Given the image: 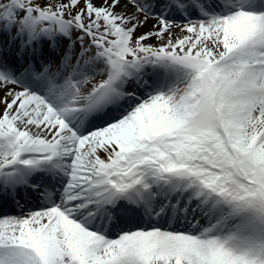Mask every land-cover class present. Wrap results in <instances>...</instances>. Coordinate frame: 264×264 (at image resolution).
I'll return each mask as SVG.
<instances>
[{
    "label": "rangeland",
    "instance_id": "1",
    "mask_svg": "<svg viewBox=\"0 0 264 264\" xmlns=\"http://www.w3.org/2000/svg\"><path fill=\"white\" fill-rule=\"evenodd\" d=\"M198 1L199 17L183 20L165 15V7L167 13L173 11L168 0H149L143 7L136 6L137 0H0V36L6 32L1 50L3 42L17 43V35L24 54L42 46V51L54 49L50 62H41L54 75L38 84L42 94L17 86L0 67V169L19 147L21 162L55 151L77 170L75 178L82 166L91 169L85 187L102 184L133 191L151 202L153 185L175 181L173 170L185 168L195 178L182 181L184 189L217 202L202 226L207 235L195 243L179 238L181 230L146 226L117 251L97 256L94 250L103 238L100 219L107 208L74 216L73 208L56 207L73 200L75 182L65 176L53 190L47 184L32 202L45 203L54 230L35 226L30 208L0 216V264H264V96L253 91L258 81L250 71L262 53L255 28L264 22V9L255 8L256 0H245L254 6L248 10L252 20L229 38L224 24L208 26L205 20L226 16L208 15L204 8L212 7V1ZM240 1L220 0L218 6ZM157 63L166 73L174 72L176 80L151 97L138 96L148 89L134 84L127 70L146 66L145 75L150 76ZM129 85L132 96L120 95ZM54 88L63 92L64 100L59 117L49 119L39 112L36 100L53 98ZM110 88L114 90L107 93ZM116 92L127 102L124 111L103 125L78 131L75 116L90 105L106 106ZM249 146L253 155L248 157ZM73 156L84 164L74 166ZM41 171L35 174L44 180ZM222 191L227 204L219 196ZM164 203L159 210H165ZM168 206L172 209L173 204ZM87 222L91 226H84Z\"/></svg>",
    "mask_w": 264,
    "mask_h": 264
},
{
    "label": "bare ground",
    "instance_id": "2",
    "mask_svg": "<svg viewBox=\"0 0 264 264\" xmlns=\"http://www.w3.org/2000/svg\"><path fill=\"white\" fill-rule=\"evenodd\" d=\"M137 1L139 4H137L136 6L143 7L144 6L143 3L148 2L149 0H137ZM158 1L161 2L163 0H158ZM260 5H261L259 6L260 8H264L262 4ZM214 8L219 9L218 7H214ZM248 10H249L248 4H246L245 0H241L233 8H231L228 12L225 13L226 18H224L223 20H219L218 17L217 18L210 17V18H206L205 20L209 21L208 26H210L212 23L224 24V28L227 31L226 32L227 36L229 38H234L239 34L244 24L248 20H252L253 15H250ZM215 11L218 12V10H212L213 13H215ZM191 13L196 14L194 11H192ZM192 17H195V16L191 14L189 17V20H191ZM255 34L261 40L262 44L260 46V49L262 53H261V57L256 58L259 65L251 68L250 71H251L253 79L255 81H258L253 91H255V93H257L258 95L264 96V22L258 23V25L255 28ZM15 52H16L15 48L7 47L5 46V42L3 43V48L2 50L0 49V57H2L4 59V62L7 63V64L3 63L6 69L5 72L3 73V76L8 77V74L12 75L13 73L20 74L19 76H22L24 72L22 68L23 64H13V61L7 59V58L11 59L12 57L21 58L20 56L16 55ZM26 71L28 72V69ZM30 72H31V69L29 70L28 74H30ZM131 72H133V75L134 74L136 75L135 77L137 78V82L141 84H145L147 82L151 83V85L147 88L148 90L146 93H140L144 97H151L155 93H158L159 91L167 90L169 86L171 85V83L174 80H176L175 73L171 71L170 73H167L164 75L159 73L160 76H158V74L157 76H153L155 74L154 73L153 75H150L147 77L146 75L137 76L138 71L135 69L132 70ZM14 82L16 83L17 86L28 84L27 80H23V77H17V76L15 77ZM12 87L18 90L16 86L12 85ZM57 90H55L54 92H56ZM111 91H112V88L108 89L107 93H110ZM35 93L36 94L34 95H37V94H40L41 92L36 91ZM48 96L49 94L46 95V97ZM63 96H64L63 92L62 94H59L57 92V93H54L53 98H51V95H50L49 99L36 100V104H37V108L39 112L49 117V119H56L57 117H59L62 111V105H63V100H64ZM79 99L80 97L77 99H74V102ZM46 102H49V103L47 104ZM87 107H90V106H87ZM76 158H77L76 156H73L74 166H76L75 164H77V167L82 166L84 163L80 160L75 161ZM53 160L54 161L49 164V167H52L53 164L55 165L56 162L58 163L57 156ZM25 162L30 165L33 164V162L30 161L29 159L26 160ZM59 165L63 167V174L65 173L64 177L67 176L68 180L72 179L75 182L74 184L75 188H73L74 191L73 193H71L73 200H67L63 203H57L56 207H59V208L70 207L69 208L70 211L72 210L71 208H73L76 212V213H72L74 216H78V214H83V215L86 214L89 216L90 210L95 211L97 208L103 207V206L108 207V211H111L113 213V216L108 214L109 220L106 223V225L110 226L113 231L111 233H105V235L107 236L103 237L100 240V245L94 250L97 256H103V255L109 254L110 252L117 251L120 248V245L125 244L132 237H137L139 235L137 230L145 226L144 222H138L135 224H128L124 226L123 228H121L118 226V224L112 221V218L126 219L128 217H132L133 215H135V217L137 216V219L141 218L138 214H136V209L132 205H128L129 203L137 202L138 204L141 205V207H144L147 210L149 209V214L156 216V217H159L161 215V213L158 210V207L161 204L160 200L153 201L151 202L152 204L144 202L142 200L133 201V199L129 197H120V196L114 195L113 193L112 194L109 193V191H107V188L102 184H99V185L90 184V186H88L87 188L85 187V184L83 183V181H85L92 174L91 169L89 167H87L86 165L82 166L81 168L84 171L81 172V176L79 178H75L77 174V170H75L72 167V164L68 162L67 163L59 162L57 170L60 171L62 167H59ZM19 166L20 164L17 166V168H19ZM17 168L15 166L13 168H9L7 172L5 173L0 172V182L2 183L4 182V185L5 183H8L5 187H9L10 189H12L13 187L17 186V184L22 185L23 180L28 175H30V180L32 179L33 182L34 181L39 182V177H37L35 173H40V171H37L36 169L31 170V168L30 169L28 168L27 170H25L26 172H29L27 173L26 176H24L25 174L23 172L21 173V175L16 176L17 177V178L15 177L16 179L11 180V178L14 176V171L17 172L16 170H13V169H17ZM42 173H43L42 179L49 181V183L53 181L55 175H50L47 172H42ZM102 174L103 173H98L97 176L102 175ZM184 180L188 182V180L186 179ZM46 181L43 182V184L39 183L40 184L39 186L40 187L43 186L44 188H46V185L48 184V182ZM182 181H183L182 178L178 176L175 178L174 182L168 185L173 186V185H176L177 182L182 183ZM2 183H0L1 187H3ZM141 183L144 185L147 184V182L143 180H141ZM33 186L35 188L33 190L34 192H36L35 184ZM152 192H155V190L153 189ZM104 195H105V198H102V196ZM61 196L62 194H59V197ZM5 198H6V195L0 194V202H4V204H6L5 202L7 200ZM54 199L57 200L58 198L54 197ZM207 200L209 201L208 204H215L214 200H210L206 196H201L197 192L195 197H193V199H191L187 203L186 211L184 213H182L181 211L177 213L168 212L170 218L172 217L180 218L181 223H183L180 233L179 234L176 233L179 236V238H185V240L188 241L189 243H195L197 240H200L203 236L207 235L206 231L202 227L207 222H209V220L212 218V214H210L209 212L205 213V206H206L205 202ZM119 202H123V203L119 204ZM12 209L13 210L11 212L13 213L21 214L24 212L23 210L20 209V207L19 208L14 207ZM31 209H33L35 212L31 213V215L29 216L34 218L35 226L36 225L40 226L41 229L45 228L47 231H51L55 229L56 224L50 221V214L48 211L43 210L44 209L43 206L32 207ZM120 210H123V211L125 210L127 212L124 211L123 213ZM102 218L104 220V217ZM194 223H196L197 225H193ZM87 224L88 226L90 225L88 222ZM152 226H155V225H152ZM163 229L168 230L167 232L178 231L174 229V227H171V225H167Z\"/></svg>",
    "mask_w": 264,
    "mask_h": 264
},
{
    "label": "water",
    "instance_id": "3",
    "mask_svg": "<svg viewBox=\"0 0 264 264\" xmlns=\"http://www.w3.org/2000/svg\"><path fill=\"white\" fill-rule=\"evenodd\" d=\"M19 156H20V150L18 149L17 150V154L15 155V157L13 158V160L9 161L8 163L9 164L15 163L18 160ZM176 173H178V174H185V172L182 171V170L176 171Z\"/></svg>",
    "mask_w": 264,
    "mask_h": 264
}]
</instances>
